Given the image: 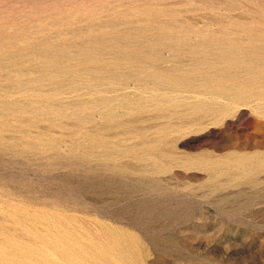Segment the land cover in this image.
<instances>
[{"label": "rangeland", "instance_id": "obj_1", "mask_svg": "<svg viewBox=\"0 0 264 264\" xmlns=\"http://www.w3.org/2000/svg\"><path fill=\"white\" fill-rule=\"evenodd\" d=\"M0 264H264V0H0Z\"/></svg>", "mask_w": 264, "mask_h": 264}]
</instances>
